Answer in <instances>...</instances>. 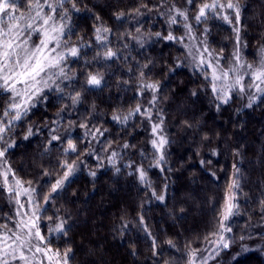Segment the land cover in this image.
I'll return each mask as SVG.
<instances>
[{
	"label": "trees",
	"instance_id": "1",
	"mask_svg": "<svg viewBox=\"0 0 264 264\" xmlns=\"http://www.w3.org/2000/svg\"><path fill=\"white\" fill-rule=\"evenodd\" d=\"M159 2L78 0L81 12L72 17L76 32L72 39L77 41L78 37H83L84 43L92 42V46L82 48V54H86L79 63L70 61L79 83H73L65 93L75 88L81 91L82 100L71 106L67 95L61 99L62 93L45 90L46 99L37 103L26 120L15 129L13 138L16 146L6 154L8 164L25 185L31 181L37 193L43 196L63 175V162H76L74 173L62 189L52 193L50 203L43 207L46 211L41 213V231L45 234L50 226H54L57 217L66 221L69 228L67 236L49 239L54 249H72L74 259L70 264H161L165 261L168 264H185L187 245L195 249L209 247L205 237L216 230L219 209L231 181L233 164H236L240 169V215L232 218L233 231L227 234L233 243L230 250L221 251L220 256L210 260L209 264H234L232 254L241 245L248 246L250 251L238 264H264V209L261 206L264 201V98L247 108V101L234 95L229 104L222 105L217 111L216 102L202 75L188 62L176 68L178 60L186 61V50L181 44L152 39L141 47L128 39L126 34L136 35L138 26L146 34L162 32L167 35L165 18L155 11L141 9L143 15L118 21L114 13H128L142 3L152 8ZM175 2L179 7H185L184 0ZM241 2L244 5L242 25L245 26L241 36L247 41L242 53L248 62L256 63L258 49L264 45V0ZM194 11L193 6L190 17ZM96 15L112 29L111 46L124 57L101 61L103 67L93 61L96 48L93 26L98 23L94 19ZM192 23L199 36L202 27H197L194 21ZM206 27L210 29L207 37L209 47L216 52L223 49V56L230 58L234 34L229 26L220 20L210 19ZM172 30L176 36L184 35L183 27L173 26ZM85 61L91 62L92 66ZM144 64H148V68H142ZM170 68H175V71H169ZM141 70L146 76L150 74L151 80L160 83L161 99L157 108L163 113L165 131L172 141L163 172L148 167L153 150L148 143L147 122L136 117L123 126L111 120L114 111L126 113L137 103L147 106L151 95L146 93L138 98L136 92ZM86 71L103 73L105 86L102 89L83 87V73ZM193 92L196 95H192ZM6 99V94H0V106ZM58 119L59 125L55 123ZM65 121L72 127L69 128ZM81 123L107 131L98 138L99 142H89L85 129L78 127ZM28 127L32 128L33 135L24 139ZM53 128L61 139L49 144L52 134L49 129ZM68 136L76 144L78 154L65 153V137ZM109 143L111 147H108ZM124 143L132 147L124 149ZM213 150L219 154L213 156ZM112 151L118 153L115 166L108 159ZM237 151L239 157L235 155ZM141 152L148 159L142 157ZM201 160L205 161L203 166ZM129 162H132V168L125 167ZM141 163L147 169L150 187L142 184L135 172ZM92 172L95 176L91 175ZM153 190L156 195L163 194L165 199L157 200L152 195ZM14 208L0 182V223L5 222L6 216H14ZM45 216L52 217V220L45 219ZM141 216L151 236L140 224ZM242 236L245 237L243 240L240 239ZM152 237L162 252L159 257L152 255ZM169 239L175 248L165 243Z\"/></svg>",
	"mask_w": 264,
	"mask_h": 264
},
{
	"label": "snow or ice",
	"instance_id": "2",
	"mask_svg": "<svg viewBox=\"0 0 264 264\" xmlns=\"http://www.w3.org/2000/svg\"><path fill=\"white\" fill-rule=\"evenodd\" d=\"M184 3L185 7H179L175 0H160L152 8L142 3L128 13L119 11L114 13V16L118 21H125L126 17L143 15L141 9L148 12L155 11L158 16L165 18L168 26L167 35L162 32L146 34L138 26L135 28L136 35L126 34L128 39L135 41L141 47L152 39L181 44L186 50V61L178 60L176 68L188 62L202 75L216 102L217 111L222 105L229 104L234 95L239 99H245L247 101L245 107L251 108L254 103L264 98V45L258 49L259 59L256 63L248 62L243 56L242 49L247 47V41L241 36L245 28L242 25L244 5L241 0H184ZM193 6L195 11L190 17L189 12ZM80 12L81 5L78 4V0H0V94L7 96L5 104L0 106V182L6 189L10 202L15 205L14 216H6L5 222L0 223V264H70L74 259L70 247L63 251L59 248L54 249L49 239L58 235L67 236L69 228L66 227V221L57 217L54 226H50L45 234L41 231L40 220L41 213L46 211L42 205L49 204L53 198L52 193L63 188L76 170V162L65 160L61 165L64 169L63 175L51 185L50 192L41 196L32 186L31 181L25 186V182L16 176L8 164L6 154L16 146L13 138L15 129L26 120L37 103L46 99L45 90L62 93L61 99L67 95L71 106L81 102V91L74 88L72 92L65 93L66 88L72 87L73 83H79L70 61L79 63L86 54H82V48L92 46V42L85 44L83 37H78L77 41L72 39L76 35L72 17ZM94 19L98 23L93 26V40L96 44L93 61L103 67L101 61L124 59L111 46L112 29L106 26L98 15L94 16ZM210 19L224 22L233 32L234 48L230 58L223 56V49L216 52L209 47L207 37L210 29L206 25ZM192 21L203 29L199 36L194 31ZM173 26L183 27L184 35L176 36L172 30ZM122 46L127 47V44ZM85 64L92 66L89 61H85ZM142 68H148V64H144ZM169 71L174 72L175 68H170ZM83 75L85 77L83 87L102 89L105 86L103 73L86 71ZM149 77L150 74L146 76L141 70L136 90L138 98L144 97L146 93L151 95L147 106L137 103L126 113L114 111L111 120L123 126L128 125L129 121L136 117L146 121L150 134L148 143L153 150L148 167L163 172L167 165L168 147L172 141L165 131L163 113L157 108L161 99L160 83ZM192 95L196 93L193 92ZM64 107L61 108V112L64 111ZM57 116L60 117L59 112ZM55 123L59 125L60 120ZM65 123H68L69 128L72 127L70 122L65 121ZM78 127L85 129V136L90 137L89 142H99L98 138L103 137L107 131L95 125L89 127L86 123H81ZM49 131L52 133L49 144L61 139L55 134L54 128ZM32 135V128L28 127L23 138L28 139ZM65 142L67 144L65 153H77L76 144L70 136L65 137ZM108 147H111L110 143ZM129 147L132 145L128 143L122 145L124 149ZM218 154L216 150L212 151L213 156ZM235 155L239 157V152L237 151ZM141 156L148 159L143 152ZM117 158L116 151L108 154L109 163L113 166L117 163ZM208 163L211 161L209 160ZM200 164L203 166L205 161L201 160ZM132 166V162L125 165L127 168ZM116 171L119 172L120 169L117 168ZM135 172L142 184L151 186L143 163L136 166ZM91 175L95 176V172ZM10 176L13 182H10ZM240 194V169L233 164L231 181L225 190L224 201L219 209L216 230L205 237L206 244L211 247L195 249L187 245L185 264H209L210 260L220 256L221 251L230 250L233 240L227 234L233 231L232 218L240 215L238 202ZM152 195L159 201L165 199L163 194L156 195L154 190ZM261 206L264 209V201L261 202ZM44 218L52 220V217ZM140 224L148 232L143 216L140 217ZM124 227L126 228L127 225ZM148 235L151 236V233L148 232ZM244 238L240 237L241 240ZM248 238L250 239L251 236ZM165 243L175 248L171 239ZM151 250L153 257L162 254L154 237H152ZM248 251H250L248 246L241 245L240 249L232 254L234 264H238Z\"/></svg>",
	"mask_w": 264,
	"mask_h": 264
},
{
	"label": "rangeland",
	"instance_id": "3",
	"mask_svg": "<svg viewBox=\"0 0 264 264\" xmlns=\"http://www.w3.org/2000/svg\"><path fill=\"white\" fill-rule=\"evenodd\" d=\"M33 39H35V37H33ZM247 82V81H246ZM9 180H10V182H13V180H12V177L10 176L9 177ZM25 186H27V185H25ZM23 202V201H22ZM45 205H42V208L44 207ZM14 207H15V205H14ZM42 220H40V228H41V224H42ZM209 247H211V246H209Z\"/></svg>",
	"mask_w": 264,
	"mask_h": 264
}]
</instances>
